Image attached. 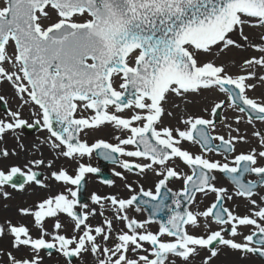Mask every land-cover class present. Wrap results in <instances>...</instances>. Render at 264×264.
<instances>
[{
  "label": "snow or ice",
  "instance_id": "snow-or-ice-1",
  "mask_svg": "<svg viewBox=\"0 0 264 264\" xmlns=\"http://www.w3.org/2000/svg\"><path fill=\"white\" fill-rule=\"evenodd\" d=\"M245 28L264 29V0H0V83L7 82L19 101L13 110L0 95L6 109L0 115V143L9 135L16 141L12 148L0 146V161L18 156L17 149L26 151L22 131L38 128L49 134L40 143L49 145L56 159L75 163L71 172L55 167V159H30L23 168L0 166L2 200L12 198L8 187L48 189L33 170L40 166L50 170L46 179L63 186L30 205H17L21 219L16 222H0V241L7 237L10 246L0 249L2 264H44L42 253H55L66 264L85 254L95 258L94 264H195L196 259L213 264L222 254L264 258V131L252 133L257 147L237 153L236 144L247 137L213 135L214 120L204 115L185 109L178 117L183 127L164 123L165 115H174L166 105L179 109L177 101L215 90L242 114L235 117L237 124L245 116L249 124L264 122V97L248 95L264 87V74L256 70L264 69V33L249 36ZM231 49L259 55L242 58L241 64L218 63L215 57ZM224 104L213 103L211 114ZM109 126L121 133L115 143L82 138ZM183 142L200 145L201 152H191ZM209 152L223 154L224 160L209 158ZM94 153L128 173L151 171L161 178L154 191L141 185L137 192L123 172L113 169L129 195L92 192L91 205L82 203L78 193L86 176L100 169L80 161ZM177 159L190 173L170 166ZM215 172L229 177L234 192L216 185ZM246 174L256 179L245 182ZM173 178L183 182L178 192L167 187ZM102 183L111 187L115 181ZM208 193L215 200L193 211L197 194ZM141 194L150 199H138ZM234 196L244 200V213L225 206ZM134 205L136 211L139 205L149 207L150 218L129 215ZM108 209L111 217L105 215ZM165 209L166 218L152 231L153 218ZM97 216L102 219L94 225L90 220Z\"/></svg>",
  "mask_w": 264,
  "mask_h": 264
},
{
  "label": "rangeland",
  "instance_id": "rangeland-1",
  "mask_svg": "<svg viewBox=\"0 0 264 264\" xmlns=\"http://www.w3.org/2000/svg\"><path fill=\"white\" fill-rule=\"evenodd\" d=\"M245 33L248 34L249 36H255V35H258L260 33H264V29L245 28ZM258 55H259V53L256 52L255 50H252V49H249L248 51L231 49L229 51H226L222 55L216 56L215 58H216L218 63L228 62L231 65L233 63L241 64L242 58H245V57L250 58V57L258 56ZM211 58H213V57H209V59H211ZM241 70H243V69H241ZM256 70L258 71V73L264 74V69L257 68ZM229 71L230 72H236L237 68L236 67H230ZM250 82H254V81H250ZM0 95H4L6 97V99L8 100V107H11L13 110H15L19 101L14 98L13 89L10 87V85L7 82L0 83ZM248 95L253 96V97H257V98L264 97V87H261L258 85L254 91H249ZM225 98H227L226 94L220 92L219 90H215V91L210 92V93H204L202 96L189 97L187 103L177 101V103H180L179 109L173 108L171 105H166L165 107L168 110L173 111L174 115L171 118L168 117L167 115H165L164 123L167 125L183 127V125L178 124V117L185 114V109H186V112L188 114H192V113L201 114V115H204L205 118H209V119L214 120V116L211 114L210 108H211L213 103L219 102L220 100H224L225 104L221 107L222 111L220 114V120H219V122H214L216 125V128H215V131L212 132L213 134H217V133L221 134V132L224 134L225 128L229 124L232 126V128H238L239 132L244 130L246 127L248 129H252L251 132L255 131L256 128H258L260 130H262L264 128V122H261V121L256 122L255 121V122H253V124H249L245 117H244V119L241 120V122L239 124H237L235 121V117L237 115H242V114H240L234 108L228 107V102H226ZM206 102H207L208 111L205 112L204 107H205ZM2 114H3V112L0 111V115H2ZM23 115L26 119H29L30 122L33 119V117L31 116V112L28 108L24 109ZM209 130L212 131L211 129H209ZM48 135L49 134L47 133V131L40 130L38 128H33L31 131H30V129H24L21 133V141L24 143V145L26 147V151H21V150L17 149V151L19 152L18 156L10 157L8 160L2 161V163L9 164V165L15 164V165H18V166L23 168V166L27 163L28 160L37 159L40 156L42 151H45V152L48 151V153H49L50 151H52L50 149V146L47 144H41L40 143V141L44 140ZM117 135H121V133L118 130H114L109 126V127H104L102 129H100L99 131H89L86 135L82 134V138L86 139L89 143H92L95 139H99V138H103V139L108 140L109 142L115 143L116 141H115L114 137ZM4 143H6L9 148L16 146V141L12 138L11 135L7 136L5 138V141L3 143H0V146H3ZM34 145H35V147H33ZM183 147H195L196 149H198V146L196 144H192L190 142H183ZM129 148H131V146H129ZM243 148H245V146L242 143L236 144V152L237 153L242 152V151H248V150H244ZM21 155H26V157L24 158L23 161L20 160ZM207 155H209V154H207ZM208 157H210V156H208ZM231 158H232V155H231ZM218 160H223V159H218ZM80 162H85V163L91 164L93 167H97V159L93 155L90 158L87 156L83 157ZM178 162H179L178 160H175L174 162H172V164H170V166H176L177 170L180 171V167H179ZM261 162H264V160H261ZM180 166H181V164H180ZM74 167H75V163L72 162L71 168L73 169ZM113 169H115V171L123 172L124 175L127 176L128 182H131L133 184V187L137 191H139V187L141 185L144 187L145 190L151 189L154 191V189L152 188L153 186L150 185V183L153 182L157 178V176H155L151 171H149L145 175L141 176V175H137L135 173H128L127 171H125L121 167L115 165V166H110V172L112 175H113ZM42 172L44 174V173H47L48 171H42ZM46 178H48V177L47 176H41L40 177V179L45 180V182L48 181V179H46ZM113 180L115 181V184L110 187V186H107V185L99 182L94 176L88 174L86 176V183H87L86 195H87V197L89 198L92 192H96V193L102 194V195L119 194L122 197H127L129 195V192L124 187L125 182L122 181L118 177H115V179H113ZM167 186L172 191L176 192L180 188V180L173 178L169 182H167ZM28 188H32V187L26 186L25 190H27ZM8 190L11 194L15 193V191L12 188H10ZM38 197L37 196L36 197H30L28 200H25L24 203L22 202V204H19L18 199L13 197V195H12L11 199H9L8 201H6V200L4 201L6 203L5 205H8V215H6L5 217L11 218L13 220V222H16L17 220L21 219L20 217H18L16 215V211H15L16 206L17 205H25V206L30 205L34 201H37L38 199H40ZM204 199H205V201L198 200V199L196 200L195 206L197 207V209H202L205 207L204 205L209 200V198H204ZM88 203L91 205L90 199H89ZM225 206H227L233 210H236V211L240 212L241 214L245 212L244 200H233L231 202H228V204H225ZM129 213H131V212H129ZM1 215L2 214H0V221L4 217ZM105 215H108L109 217H111V210L110 209L106 210ZM129 215H132V214H129ZM134 217H136L138 219H144V217L141 218L140 216H134ZM65 219L67 221V218H65ZM101 219H102L101 217L97 216L94 219H91L90 222L95 225ZM24 222H27V219H25ZM154 225H155V223H153V225H150V226H152L151 228H154L155 227ZM121 226L122 225L119 224L118 222L115 223L116 228H121ZM211 227L213 229H215L217 226L213 223V224H211ZM243 231L245 233H247L248 230L243 229ZM9 247L10 246H9L7 237L3 241H0V249L7 250V249H9ZM42 255H44V257H45L44 264H57L58 261H59V264H66L64 258L59 257L56 254H52L51 257H49L47 255V253H42ZM4 259H5V257L0 255V264H2V261ZM94 260H95L94 257L85 254L82 258L76 257L73 264H94ZM245 261H247V264H260L257 260L253 259L252 256H250L246 260H240L238 258V254H229V255H223L222 254L217 260H215L213 262V264H240L243 262L245 263ZM177 264H179V261H177ZM195 264H200L199 259H196Z\"/></svg>",
  "mask_w": 264,
  "mask_h": 264
},
{
  "label": "flooded vegetation",
  "instance_id": "flooded-vegetation-1",
  "mask_svg": "<svg viewBox=\"0 0 264 264\" xmlns=\"http://www.w3.org/2000/svg\"><path fill=\"white\" fill-rule=\"evenodd\" d=\"M251 130L252 129H248L246 127L244 130L240 131L239 133H237V132H231V133H229V129L226 127L225 128V133L223 134L221 132V134L224 135L226 138H227V136L229 134H231V135H237V134H239V135L246 136L247 137V142H242V144L245 146V148H243V149L244 150H249V148H251V147H257L258 146V139L252 136V133L253 132H251ZM255 131H264V128L262 130L256 128ZM189 150L191 152L195 153V154L200 153L199 149H196V148H192V149H189ZM216 154L217 153H215V152H209V155L208 156H210L209 158L218 160ZM25 157H26V155H21L20 156V160L23 161ZM38 158H43L45 160V162H47V160H49V159H55V165H54L55 167L65 166V167H68L69 168V171L70 172L72 171V168H71L72 162L71 161H68V160H66L64 158L56 159L55 153L52 152V151H50L49 153H48V151H46V152L45 151H42L41 154H40V156ZM260 163L264 164V162H261V161H260ZM3 164L4 163H2V161H0V166H2ZM181 166H180V171H182L184 173H189L190 172L188 168L185 169L186 166L182 162H181ZM33 170L34 171L37 170V171L40 172L39 178L41 176H47V177L50 176V170L46 166L36 167V168H33ZM42 171H48V172L43 174ZM213 174L216 177V180L214 182L216 183V185L218 187L222 186V187L227 188L230 193L234 192V190H235L234 186L225 177L221 176L219 172H215ZM159 178H161V177H157L153 182L150 183V185L153 186V187L152 186L151 187L154 190H155L154 185H155L156 181ZM246 178H247V180H254V179H256V177L254 175H252V174H248ZM46 183L50 185V187L48 189H42L39 186H36L35 184H33V185H30L29 186V187H32V188H28L27 190H25L23 192H18V191H15L14 190L15 193H12L11 196L13 195V197H15V198L18 199V203L19 204H22V202L24 203L25 200H28L30 197H36V196L38 197L39 196L38 198H42V197L46 196L47 194H49V192H56V191H60V190L63 189V186L62 185L58 184L57 182H55V181H53L51 179H48V181H46ZM182 186H183V182L181 181L180 188H182ZM10 188L11 187H8L6 190L9 192L8 189H10ZM260 193L261 194H264V188H260ZM204 198H209V200L204 205L205 207L202 208V209H197V207L195 205H193V206H191L193 211H202V210L206 209L215 200V195L212 194V193H208L207 195L197 194V196H196V200L198 199V200L205 201ZM233 200H243V199L234 196L232 200H230V201L229 200H226L225 201V204H228V202H231ZM4 201L5 200L0 199V214H2L1 216H4L1 219L0 222H2L5 218H7L5 216L8 215V208L7 209L4 208V205L6 204ZM6 201H8V200H6ZM135 208H136V206H133L132 209L129 210V212H131L129 214H132L131 216H140L141 218L144 217V219H145V216H144L143 212L142 211H136ZM202 220H203V218H202ZM150 225H153V223H151ZM150 225H149V228L152 227ZM154 226L155 227L154 228H151V230L152 231L158 230V225L155 224ZM253 259L257 260L260 264H264V262H262L260 260V258H258L257 256H255ZM240 264H247V261H245V263L243 262V263H240Z\"/></svg>",
  "mask_w": 264,
  "mask_h": 264
},
{
  "label": "water",
  "instance_id": "water-1",
  "mask_svg": "<svg viewBox=\"0 0 264 264\" xmlns=\"http://www.w3.org/2000/svg\"><path fill=\"white\" fill-rule=\"evenodd\" d=\"M1 105V109H4V106L2 105V104H0ZM218 115H219V113H218V111H217V114L215 115L216 116V118H218ZM96 156L100 159V167H101V169H102V172H99V173H97V175H98V177L99 178H101L102 180H104V179H111L110 178V176H108L107 174H106V165L108 164V163H113V162H111V161H106V160H104L103 158H101L99 155H98V153H96ZM84 191H85V184H84V187H82L81 189H80V192L78 193V198H79V200L81 201V202H84L85 200H83V196H84ZM142 195V194H141ZM171 196V193H169V197ZM141 197V196H140ZM140 197H138V198H140ZM168 203L169 204H171V199L169 198L168 199ZM174 207V206H173ZM159 220H160V218H159ZM158 220V221H159ZM73 259V258H72Z\"/></svg>",
  "mask_w": 264,
  "mask_h": 264
}]
</instances>
